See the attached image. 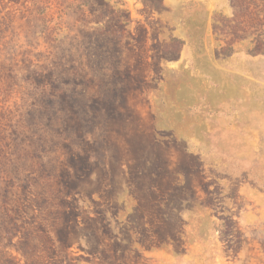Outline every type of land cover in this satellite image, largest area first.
Listing matches in <instances>:
<instances>
[{"label": "rangeland", "instance_id": "rangeland-1", "mask_svg": "<svg viewBox=\"0 0 264 264\" xmlns=\"http://www.w3.org/2000/svg\"><path fill=\"white\" fill-rule=\"evenodd\" d=\"M0 264H264V0H0Z\"/></svg>", "mask_w": 264, "mask_h": 264}, {"label": "trees", "instance_id": "trees-1", "mask_svg": "<svg viewBox=\"0 0 264 264\" xmlns=\"http://www.w3.org/2000/svg\"><path fill=\"white\" fill-rule=\"evenodd\" d=\"M14 225H15L14 221H11L10 228H8V229H12V226H14Z\"/></svg>", "mask_w": 264, "mask_h": 264}]
</instances>
